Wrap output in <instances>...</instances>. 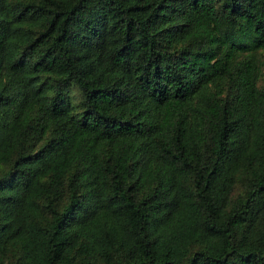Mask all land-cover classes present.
I'll return each instance as SVG.
<instances>
[{
    "label": "trees",
    "instance_id": "16d2710c",
    "mask_svg": "<svg viewBox=\"0 0 264 264\" xmlns=\"http://www.w3.org/2000/svg\"><path fill=\"white\" fill-rule=\"evenodd\" d=\"M0 264H264V0H0Z\"/></svg>",
    "mask_w": 264,
    "mask_h": 264
}]
</instances>
